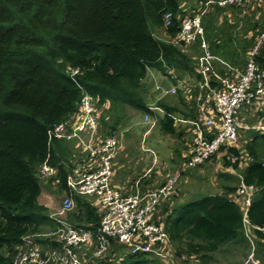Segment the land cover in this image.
I'll return each instance as SVG.
<instances>
[{"label":"trees","instance_id":"obj_1","mask_svg":"<svg viewBox=\"0 0 264 264\" xmlns=\"http://www.w3.org/2000/svg\"><path fill=\"white\" fill-rule=\"evenodd\" d=\"M206 1L0 0V264H13V258L25 250L26 237L44 247L56 246L49 238L37 237L55 229L39 200L46 181L55 182L59 192L70 195L65 181L72 161L66 160L68 149L60 142L64 140L49 142L46 132L56 124L74 122L84 93L97 105L101 139L115 135L128 109L155 117L162 134L182 139L172 159L176 171L181 170L186 162L183 151L188 152L189 144L184 143L170 115L197 119L195 102L187 103L178 90L157 101L165 113L158 115L149 109L144 86L149 70L169 76L176 86L181 80L196 79L199 41L189 47L174 45L154 36L149 26L172 39L186 6L192 4L190 10L196 12ZM253 5L242 16L237 7L211 5L202 18L210 53L233 68L243 65L242 59L247 65L248 53L264 33V0ZM230 9L233 12L225 15ZM167 13L171 25L165 28ZM254 62L264 69V41ZM216 66L220 75H233ZM252 113L245 107L237 119L248 125L263 120V114ZM245 133L241 147L220 149L218 156L224 167L230 165L229 153L237 157L232 167L243 184L254 189L246 211L250 240L235 202L236 188L229 186L230 180L236 178L237 184L240 180L219 171V192L185 204L159 205L157 217L168 233L174 262L186 264L193 259L196 264H207L216 257L251 253L253 261L264 264V232L259 230L264 226V134ZM45 162L56 171L46 181L39 176ZM72 197L76 208L66 220L95 230L100 209L94 199ZM111 244L109 257L98 264H157L158 258L131 254L117 242Z\"/></svg>","mask_w":264,"mask_h":264},{"label":"built area","instance_id":"obj_2","mask_svg":"<svg viewBox=\"0 0 264 264\" xmlns=\"http://www.w3.org/2000/svg\"><path fill=\"white\" fill-rule=\"evenodd\" d=\"M196 2L197 0H193ZM256 0H207L204 7L193 14L188 11L183 16L180 29L170 42L174 45L189 47L199 41L201 54L195 61L196 79L181 80L177 86L164 88L155 85V91L160 97L174 95L178 89L196 91L194 102L199 118L185 119L181 116L170 115L174 122L188 125L192 129V139L188 148L183 169L193 168L204 164L214 155H219L220 149L239 147L240 130L257 131L264 134V117L253 125L241 123L237 119L243 107L252 110V116L259 113L264 116V69L254 62V56L264 41V33L258 37L253 49L247 56L245 72H240L220 58L212 55L208 44L203 38L202 18L211 5L220 7H237L241 15L248 12ZM171 25V15L164 16V27ZM221 65L233 73L231 77L219 74L217 66ZM173 74L172 70H168ZM204 102L212 107L211 114L204 111ZM80 111L70 125L59 123L52 126L46 133L49 142L52 140H75L84 153V163L80 162L74 173L66 176L68 193L61 205L49 219L55 224V229L42 235V239H51L56 246L44 247L32 237L23 239L25 250L13 258V264H98L110 255L111 242H117L131 254L142 253L159 260L174 262L169 252L170 241L168 233L156 211L164 200L172 197L175 192L179 173L170 176L161 186L145 191L137 190L133 195L123 196L111 186L112 161L120 149L117 136L99 137L98 109L93 98L84 93L80 99ZM165 114L161 108L150 106ZM239 111V112H238ZM144 122L152 128L155 122L149 115L144 116ZM223 154V152H221ZM231 163L237 157L229 153L227 158ZM231 173L234 168L230 165ZM56 173L54 167L46 162L42 164L39 176L46 181ZM240 180L235 190V202L243 213L244 228L249 224L246 211L250 204L253 187L246 186ZM72 194L91 197L100 209L99 226L93 230L79 227L68 222L67 216L76 208ZM264 232V226L259 229ZM250 230L246 234L250 240ZM125 251V250H124Z\"/></svg>","mask_w":264,"mask_h":264},{"label":"rangeland","instance_id":"obj_3","mask_svg":"<svg viewBox=\"0 0 264 264\" xmlns=\"http://www.w3.org/2000/svg\"><path fill=\"white\" fill-rule=\"evenodd\" d=\"M253 6L249 7L248 12L250 10H252ZM218 7H220V6H218ZM225 8H227V7H225ZM190 12H192V13H189V14L195 13L194 10H192V11L190 10ZM196 12H197V10H196ZM227 12L232 13L233 11H232V9H230V10L224 12L225 15ZM248 12L246 14H248ZM186 14H188L187 10L185 12V15ZM237 14H239V13H237ZM259 16H261V14H259ZM259 16H256L255 20H257ZM149 28H150V31L153 32L154 36L159 38V36L156 34V31L158 29L153 28L151 26H149ZM203 38L205 40L204 29H203ZM205 42H206V40H205ZM245 55L247 56V54H245ZM241 63H243V65H238L237 68L240 72L243 73L246 70V65L244 67L245 60L242 59ZM154 72H156V71H154ZM163 76L166 79L169 78V76H165V75H163ZM147 78L150 81H148V80L145 81L146 84L144 86V88H145L144 92H145L146 97L149 99V102H150V101H152L153 95L154 96H155V94L159 95L156 91H153V87H154L153 84L158 83L159 81L155 78L153 79L149 75L147 76ZM159 84H161V82H159ZM188 92L191 96L195 97L196 91H188ZM243 108H245V107H243ZM241 110H239V111H241ZM141 115L142 114L140 112H137V111L132 110V109H128L127 115L124 118V120L121 124V127L118 129L120 131L125 130V133L127 134L126 140H125L126 148H125L124 154L128 153V154L132 155L133 158H135L136 155H141V154L146 155V157H149L150 158L149 160L152 161V162L149 161L148 165L154 164L153 155L156 154V159H155V161H157V164L155 163L156 167L155 168L151 167L150 169H152V170L148 173V174H151L152 176L153 175H155L156 177L163 176V179H164L168 173H179L180 174L178 177L177 183H176L175 192L172 195L173 197L172 198L170 197L171 200H169L170 198H168V199L164 200L163 202L175 203V201H176V203L178 205L179 204H185V203H188L191 201L199 200L203 197H206V196H209L213 193L218 192V188H216V186L219 185V181H217V180H219V178H217V173L219 171L231 173V171H230V169H232V168H230L231 167L230 165H232L231 162L229 161L230 165L228 167H224L223 162H222V158L220 159L221 156H213L209 161H206L204 164H202L201 167L186 168V169L181 168V170H179V172H177L175 168H174L175 170L174 169L172 170L171 168H169L170 163H171V160L169 161V157L171 156L170 153L172 154V157L174 158L173 149H175V147L177 146V142L180 144L181 139L176 138L174 136L162 134V132L159 130V127H156L157 124L153 128L149 129L150 128L149 124L146 125V123L145 124L142 123V119L140 118ZM152 119L154 120V122L157 123V120L155 117L154 118L152 117ZM134 122L136 123V125L133 124ZM146 130H149L148 133L143 135ZM240 135L241 136L239 137V147H241V145H242V138L243 137L245 138L247 136V134L243 130H240ZM133 146H134V148H133ZM79 160H82L81 156L76 153L74 155V159L72 160V163L75 165H78L81 162ZM131 163L132 162H130L129 165H131ZM140 163H142V165H143L146 162H145V160H143V162L140 161ZM141 166H139V167L141 168ZM147 170H148V168H146V166H145V170L142 171L141 175H144L147 172ZM157 172H159L158 175L155 174ZM234 172L236 174L238 173V171H236V170H234ZM235 180H236V178H235ZM235 180L234 181L230 180L229 186L237 189L239 183L237 184V182ZM47 185H49V184H47ZM176 195H178V197H176ZM59 198H60V196L58 195L57 196L58 202H59ZM57 205L60 206L61 203L59 202ZM55 210H56V208L53 210H49V211H50V213H53ZM158 210H159V206H158L157 211H156L157 215H158V213H160ZM248 232H249V230H248V228H246L245 233L248 234ZM111 250H113L112 246H111ZM111 250H110V253H111ZM124 250L126 251V249H124ZM236 255H238V256H236ZM108 257H109V255H107L103 260H106ZM235 263L258 264L256 261H253V256L251 255V253L247 254L246 257H242L241 255H239L237 253H233L231 255H224V257L223 256L216 257L215 261H209L207 264H235ZM157 264H178V263H176V262L169 263V262H165V261L158 259ZM186 264H196V263L193 259H191Z\"/></svg>","mask_w":264,"mask_h":264},{"label":"crops","instance_id":"obj_4","mask_svg":"<svg viewBox=\"0 0 264 264\" xmlns=\"http://www.w3.org/2000/svg\"><path fill=\"white\" fill-rule=\"evenodd\" d=\"M191 6H192V4L191 5L190 4L187 5L186 6L187 8L185 10H187V12L190 11ZM156 34L159 36V39H165V40L170 41V39L165 35V32L163 30H158L156 32ZM148 75L151 76L153 79L155 78L159 82H161V84H159V82L153 84L154 87H155L156 84L160 85L162 87H165V88H169L171 86H176V85L173 84V82H171L172 79L170 77L166 79L163 76V74H161V73L154 72L153 70H149L147 76ZM178 90H182L181 91L183 93L182 95L185 97L187 103L194 102V98H192L189 95L188 91L183 90V89H178ZM153 91H155V88L153 89ZM160 98L161 97L159 95H156V94H155V96L153 95L152 101H150L149 105L157 107L156 103H157V101L160 100ZM194 107H195V105H194ZM204 111H205L206 114H211V112H212L211 105L204 102ZM155 112L158 115H162L160 112H157V111H155ZM175 115L183 117L182 115H178V114H175ZM144 116L145 115L142 114L140 118L142 119V123L145 124ZM197 117L199 118V115H197ZM183 118H185V117H183ZM185 119H187V118H185ZM133 124L136 125L135 122ZM146 125H148V124L146 123ZM155 125H156V122H155ZM175 126L177 128V131H180V132L183 133L184 143L186 141V143L190 145V142H191V139H192V129H191V127H189L188 125H183V124H179V123H176V122H175ZM156 127H158V126H156ZM149 129H151V128H149ZM148 131L149 130H146L143 135L148 133ZM114 136H117V138L119 140L120 149L118 150L116 156L114 157V159L112 161V176H111V179H110V183H111V186L114 189H116L117 191H119L123 196L133 195L137 190H139L140 192L144 193L145 191L155 189V188L161 186L162 184H164L166 182V180L170 176L175 174V173H168L165 176L164 179H163V176L156 177L155 175L152 176L151 174H148L152 170V169H150L151 167H153V168L156 167V164H157V161H155L156 154L153 155L154 164L155 163L156 164L155 165L154 164L148 165V163L150 161L149 160L150 158L146 157V155H143V154L136 155V157L133 158L132 155H130L128 153L124 154L125 148H126L125 140H126V136H127V134L125 133V130H123V131L118 130L115 133ZM99 137L102 138L103 136H101L100 133H99ZM181 141H182V139H181ZM60 142H62V144L64 146H66L67 149H68V151L66 150L67 153H68V154H66L67 155V158H66L67 161H72V159H74V155L76 153L81 156L82 160H79V161H83L84 160V156L85 155H84V153H82L79 145L77 144V142L75 140L60 141ZM189 145H188V148H189ZM186 147H187V145H186ZM133 148H134V146H133ZM184 153L187 155V153L185 151H183V154ZM170 155L171 156L169 157V161L171 160V163H170L169 168H171L173 170L175 168V164L172 161L173 157H172L171 153H170ZM143 160H145L146 163L142 165V163H140V161L143 162ZM130 162H132L131 165H129ZM150 162H152V161H150ZM82 163H84V161ZM66 164H67V162H66ZM68 166H70V165L68 164ZM139 166H141V168ZM145 166H146V168H148V170H147V172L144 175H141L142 171L145 170ZM78 167H79V164L75 165V164L71 163L70 168L69 167H67V168H68L69 173H74L73 170L78 168ZM197 167H201V165L193 167V168H197ZM155 174L158 175L159 172H157ZM44 184H45L44 185V191H43V193H42V195L40 197L39 203L41 205H44L48 209V211L49 210H53V209L59 207V205H57V204L59 202L61 203L62 199L66 195L65 191L59 192L55 182H53V183L50 182V184H49V181H46ZM47 184H49V185H47ZM216 188H218V192H219L220 188H219L218 185L216 186ZM58 195L60 196L59 202H58V199H57ZM176 197H178V195H176ZM171 198L169 200H171ZM170 203L172 205H174L173 202H170ZM49 213H50V211H49Z\"/></svg>","mask_w":264,"mask_h":264},{"label":"clouds","instance_id":"obj_5","mask_svg":"<svg viewBox=\"0 0 264 264\" xmlns=\"http://www.w3.org/2000/svg\"><path fill=\"white\" fill-rule=\"evenodd\" d=\"M159 108V107H158ZM50 214V213H49Z\"/></svg>","mask_w":264,"mask_h":264},{"label":"bare ground","instance_id":"obj_6","mask_svg":"<svg viewBox=\"0 0 264 264\" xmlns=\"http://www.w3.org/2000/svg\"><path fill=\"white\" fill-rule=\"evenodd\" d=\"M183 164V163H182Z\"/></svg>","mask_w":264,"mask_h":264}]
</instances>
